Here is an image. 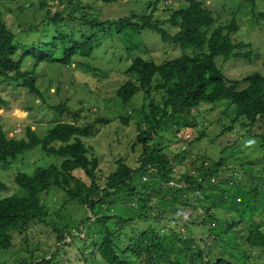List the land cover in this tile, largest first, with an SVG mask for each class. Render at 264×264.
Listing matches in <instances>:
<instances>
[{
  "label": "trees",
  "instance_id": "obj_1",
  "mask_svg": "<svg viewBox=\"0 0 264 264\" xmlns=\"http://www.w3.org/2000/svg\"><path fill=\"white\" fill-rule=\"evenodd\" d=\"M17 1L0 0V170L6 172L24 160L22 154L34 149V155H56L61 160L35 166L32 172L13 170L16 189L0 196V256L11 254L9 264H58L56 251L52 260L45 261L48 249L36 241L41 250L37 251L28 236L32 224L46 222L47 216L72 221L61 212L66 203L51 213L41 199L44 192L55 188L66 194V202H78L89 212L79 221L86 229L81 241L86 245L82 253L88 264H243L239 258L243 260L246 253L251 261L260 262L264 224L254 219V212L259 209L264 218V209L255 202L264 190V76L255 81L233 78L220 69L218 57L225 62L238 53L244 45L238 33L250 36L251 30V39L260 42L254 30H263L257 22L261 17L264 26V0H240L227 10L218 9L226 0H217L214 8L203 0H149L143 5L140 0L132 4L127 0H58L57 11L47 0H39L43 19L13 29L5 14L10 11L8 3ZM112 2L120 9L104 5ZM151 35L158 37L153 39L160 45L170 43L181 53L163 59L153 51L155 47L145 43ZM98 50L105 56L127 58L125 68L121 64L116 71H123L129 79L110 97L105 89L97 92L96 88L101 87L100 81L105 87L109 73L115 76L116 71L76 59L88 58ZM101 59L92 61L104 63ZM156 73L161 77L156 79ZM78 77L95 78L93 93L78 89ZM70 82L73 91L80 92L76 103L67 89L61 96L62 85ZM3 84L13 87V95L3 91ZM142 91L145 103L138 108L133 100ZM112 99H119L125 108L113 115L126 124L135 120L134 145L142 151L137 156L138 168L119 159L116 170L102 183L99 158L84 139L98 135L109 123ZM93 100L104 104L91 108ZM16 101L25 110L36 111L40 122L34 126L25 117H15L23 131L20 127L12 130L1 110L11 107L12 111ZM201 102L213 103L221 111L233 104L232 127L237 125L248 135L261 122L263 131L251 137L260 148L248 163L243 160L233 168L219 158L205 164L211 157L195 144L207 131L198 128L192 116V109ZM181 126L184 130L179 133ZM230 128L222 130L230 133L226 131ZM171 132L180 140L170 136ZM173 138L183 142L180 150H175ZM245 138L238 141L244 143ZM6 187L0 179V192ZM193 212L198 215L191 220ZM242 222L245 225L240 227ZM50 224L56 240H63L68 223L62 229ZM198 226L202 227L199 233ZM128 227L134 229L128 232ZM193 230L196 234H189ZM16 232L25 237L23 247L14 250Z\"/></svg>",
  "mask_w": 264,
  "mask_h": 264
},
{
  "label": "rangeland",
  "instance_id": "obj_2",
  "mask_svg": "<svg viewBox=\"0 0 264 264\" xmlns=\"http://www.w3.org/2000/svg\"><path fill=\"white\" fill-rule=\"evenodd\" d=\"M52 4L53 10L57 11L58 8V0H47ZM83 2L89 3L90 0H81ZM142 5L143 3H147L149 0H140ZM154 1V0H153ZM207 7L214 8L217 7V0H203ZM125 2V0L123 1ZM133 2V0H127L126 3ZM226 4L219 3L218 9L227 10L228 8H233V4L236 2H239V0H226ZM245 1L241 0V3ZM104 5H111L112 9H120V7L116 3L111 4H104ZM242 5V4H241ZM10 11L5 14V18L7 20V23L9 26L13 29H19L21 24V27H26L30 24H37L40 20L43 19L45 12L44 8L41 6L39 0H18L17 2H11L8 3ZM121 6V5H120ZM163 9V7H160L157 11L159 12ZM252 17V14L250 13V18ZM257 25H261L263 28L262 31L254 30L256 33L257 38L260 40L264 39V26H263V20L261 17H258ZM43 27V24H42ZM251 34V30H250ZM239 39H243L246 41H249V37L245 36L244 33H238ZM154 36H150L148 40H146V44L155 47L153 51H156L157 54L160 53L161 57L163 59H171L174 57H177L181 50L177 47L173 46L170 43H158V41L153 39ZM158 38V37H156ZM161 40V39H160ZM160 45V52L157 50ZM260 53H264V46L261 48ZM139 54V52H138ZM120 54L117 55H111L105 56L104 51L98 50L95 51L92 56L88 58H84V60L91 62L94 64V66H102L104 68L113 69L116 71V69L123 67L125 68L126 65V59H119ZM102 57L104 63H94L92 60H96ZM146 57H149L146 55ZM77 60H81L82 58L77 56ZM231 61H234V59L223 62L221 57H218L219 66L226 71ZM121 64L123 66H121ZM74 66V65H73ZM69 72H71L72 69L67 68ZM75 72V71H73ZM116 75L114 76V72H110V77L105 80L106 86H103V81H100L101 87L96 88L97 92L101 89L106 90V94L108 97L113 96L116 94V90L119 87V85L122 82H125L129 76L126 73H123V71H116ZM250 73V70L246 71L244 75H247ZM71 76V75H69ZM64 80V79H62ZM70 80H67L69 82ZM78 89L80 88H86L90 89L93 93L96 80L92 77H78ZM86 83V84H85ZM63 91L61 96L64 97L65 95V89H67V92L73 96L72 100L74 103L79 101L80 92L77 90V92L73 91V84L71 82L64 86L62 85ZM2 89H5V93L8 95H13L14 89L11 85L3 84ZM93 97V95H91ZM115 97V96H114ZM160 97V95H158ZM58 97L54 100L57 101ZM113 103H111V110L108 112L111 114V120L107 125H104L102 127V130L98 135L90 138H86L85 141L92 145V151L93 154H96L100 159V174L102 183L104 182V179L110 174V172H113L114 169L117 167V159L119 157H127L129 164L132 167L137 166L138 160L137 156L142 151V147L140 145L135 146L134 143L136 141V136L138 134L135 120H130L128 124L124 123L119 115H113V113L116 112H123L125 111V108L122 107V105L118 102L116 99ZM96 102L91 103V108H97L103 106L104 102H100L97 104H94ZM143 104V95L142 93H138L137 96H135L133 100V105L135 107H140ZM11 108V107H10ZM3 109L1 112H4L6 116L5 121L11 127L12 130L18 129L20 127L23 131V126L21 121H16L14 118L21 117L26 118L30 123H32L34 126L39 123L40 119H42L40 116H38L35 112H29L25 110L18 101L13 106V110L10 111L9 109ZM90 108V109H91ZM89 111V110H88ZM192 111L196 114V120L198 122V128L202 127L206 129L207 134L206 137L200 140V142L196 143L195 146L199 147L201 149L200 152L205 154L206 156L211 157V161H216L219 158H223L226 162L230 164V167H237L238 163H241V161L246 160L247 158H251L253 154V148L252 147H246L244 143L238 141L243 139V132L240 128L236 126L232 127V120L236 115V107L232 104L228 108H226L224 111H221L220 108L215 107L213 105H210L209 103H202L199 108L196 110V108H193ZM127 112V110H126ZM12 113V115H10ZM107 113V114H108ZM106 114V115H107ZM9 117L7 118V116ZM224 127H231L230 130H226L230 133H225L222 129ZM237 127V128H236ZM178 128L176 127V130ZM180 131L184 130V127H180ZM175 130V131H176ZM233 131V132H231ZM163 133H166L163 132ZM174 132H171L169 134L170 136H173ZM183 133V132H182ZM197 132H195L196 134ZM175 136V135H174ZM195 136V135H193ZM176 138H179L175 136ZM175 138V139H176ZM180 140V138H179ZM178 139H176L173 144L175 147V150H180V145L183 144V142H179ZM230 141V144H229ZM228 143L229 146H226ZM134 145V146H133ZM193 146V147H195ZM193 151H196L193 149ZM226 147V148H225ZM184 148V146H183ZM35 151H28L21 155L22 162H19L18 164L13 163L12 167H10L8 170H5L6 172H2V169L0 170V179L7 183V187L4 189L5 191L0 192V196H6L13 193V191L16 189V186L14 184V181L12 180V172L13 170H23L32 172L33 168L35 166H47L51 163H58L60 162L61 158L56 155H44L42 156L39 153L33 154ZM197 162V164H199ZM189 164V163H188ZM191 166V165H190ZM192 171H194V166L192 165L190 168ZM143 169L140 168L138 172H142ZM170 185V184H168ZM41 199L47 204L49 207V210L51 213L58 211L60 205L66 203L65 207L61 210L64 217L71 216L72 221L65 222V221H59L55 215L47 216L45 217V221H39L32 224L30 227L31 231L28 233V236L30 238L31 245L37 249V242H40L43 245V249H48V253L45 254V261L46 260H52V255L54 251L57 253L55 255L56 260L58 261V264H88L83 256V251L85 250V244L81 241V238L84 237V231L85 227L81 226L79 224V221L81 218H85L89 216V212L85 209L84 206L80 205L78 202L75 201H67L66 194L58 189L52 188L49 192H44L41 195ZM255 201V200H254ZM257 208H264V190H263V196L259 197L257 201ZM199 203H203L202 201H199ZM258 211L254 212V219H257L258 221H262L264 224V218H262L260 212ZM201 212V210H200ZM199 213V211H198ZM198 213L193 212V216L191 217V220L198 215ZM224 215H229L228 212H225ZM90 217H94L92 214H90ZM94 218H92V221ZM51 222L56 223L55 225L62 229L64 226H68V229L64 231V238L61 241H57V235L56 232L53 230ZM50 224V225H49ZM245 225L244 222L240 224V227ZM80 228V229H79ZM197 232H201V226L197 227ZM134 228L128 227V232H131ZM181 229H184L182 226ZM244 229V228H242ZM86 231V229H85ZM73 233L74 235L70 234ZM189 234H196V232L191 231ZM188 234V235H189ZM23 237H25L24 234H20L18 232L15 233L14 236V250H17L20 247H23ZM218 244V243H216ZM37 251H41L37 249ZM16 251H14L13 255H15ZM235 254H239L237 250H234ZM250 253V251H249ZM253 253V252H252ZM11 254H3L0 256V261H2V264H9V262L13 259ZM243 260H240L239 262L244 261L243 264H263L264 261V255L260 257V262L250 260V254L246 253L243 255ZM101 263V262H99Z\"/></svg>",
  "mask_w": 264,
  "mask_h": 264
},
{
  "label": "clouds",
  "instance_id": "obj_3",
  "mask_svg": "<svg viewBox=\"0 0 264 264\" xmlns=\"http://www.w3.org/2000/svg\"><path fill=\"white\" fill-rule=\"evenodd\" d=\"M90 2H91V0H90ZM112 3H114V2H112ZM100 20H102V21L105 20L104 19V15H102L100 17ZM245 36L249 37L250 40L249 41H246V40H238V41L244 42V45L240 48V50L238 51L237 54L234 53V55L231 57V59L225 61V62H228V61L234 59V61H231L230 66H229V68L226 71H228L229 74H230V76L233 77V78H244V79L247 78L250 81H255L256 79L264 76V53H260L261 48L264 46V39L263 40H260V42H256V41H253L251 39L252 38L251 37V34H250V36H248V35H245ZM78 61L84 62L85 60L82 58L81 60H78ZM75 64H76V62L74 63V66H75ZM220 69H222V68L220 67ZM248 70H250V73L247 74V75H244V73L246 71H248ZM160 77H161V73H156L155 74V78L156 79H158ZM141 93L143 95L144 91H142ZM118 102L121 103V101L119 99H118ZM144 103H145V100H144V95H143V104L140 107H138V108L143 107ZM202 103H204V102H201L199 104V106ZM206 103H208V102H206ZM209 104L215 106L213 103H209ZM199 106L196 108V110L199 108ZM193 114L194 115H192V116H195L196 115L195 113H193ZM109 122H110V120H109ZM105 125H107V124H105ZM241 130L243 132V136L246 137L245 138L246 141L244 142V145L246 147H252L253 148V154H254V151L257 150L260 147L258 146V142L255 139H251V137H252V135L254 133H261L263 131L261 122H258V123L255 124L254 128L251 130L250 135H248L247 130H243V129H241ZM173 139L175 140V138H173ZM86 144L92 147V145L88 144L87 142H86ZM92 153H94V152L92 151ZM94 155L97 156L96 154H94ZM127 157L128 156H126V157H119L117 159V161H116L117 167H118V160L119 159H123L126 162V164H128L132 168V166L128 162ZM249 160H251L250 157L245 160L246 163H248ZM99 161H100V159H99ZM201 163L202 162H200L199 164H201ZM207 163L208 164H212L214 162L211 161V160L210 161H205V164H207ZM138 164H137V166H135L133 168H138ZM248 166L249 165L246 164V168H245L246 171L248 169ZM114 170H116V169H114ZM192 173H196V168L194 169V171ZM99 174H100V170H99ZM263 177H264V174L262 175V178ZM174 185H182V184L181 183H176ZM262 209H264V208H262Z\"/></svg>",
  "mask_w": 264,
  "mask_h": 264
}]
</instances>
